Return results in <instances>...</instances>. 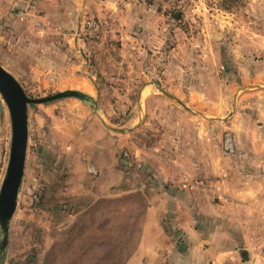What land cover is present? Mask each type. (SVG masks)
<instances>
[{
    "label": "rangeland",
    "instance_id": "374dc122",
    "mask_svg": "<svg viewBox=\"0 0 264 264\" xmlns=\"http://www.w3.org/2000/svg\"><path fill=\"white\" fill-rule=\"evenodd\" d=\"M58 1L8 0L0 16V65L27 96L79 94L26 103L0 264H122L147 205L179 193L152 166L204 182L218 156L231 165L236 98L238 109L264 105V0H111L82 23L60 17ZM42 12L75 34L43 30ZM0 100L1 183L10 120Z\"/></svg>",
    "mask_w": 264,
    "mask_h": 264
},
{
    "label": "crops",
    "instance_id": "0c3cea01",
    "mask_svg": "<svg viewBox=\"0 0 264 264\" xmlns=\"http://www.w3.org/2000/svg\"><path fill=\"white\" fill-rule=\"evenodd\" d=\"M7 1L0 0V16L6 12ZM58 2L60 17L71 14L73 20L82 23V18L106 10L111 0ZM10 9L11 13L20 11L17 6ZM39 18L45 25L43 30L67 29L69 34L77 30L58 20L47 26V13L42 12ZM235 101L229 119L234 146L231 165H227L225 155L218 156L221 162L212 170L215 172L200 184L183 181L191 172H161L152 166L155 174L169 179L172 190L179 193L147 205L138 242L122 264H264V105L255 102L251 110L238 109V97ZM197 189L204 191L206 198L190 194Z\"/></svg>",
    "mask_w": 264,
    "mask_h": 264
},
{
    "label": "water",
    "instance_id": "95a60500",
    "mask_svg": "<svg viewBox=\"0 0 264 264\" xmlns=\"http://www.w3.org/2000/svg\"><path fill=\"white\" fill-rule=\"evenodd\" d=\"M156 87L162 93L173 98L183 107H186L181 100L174 97L170 93L164 91L158 84H156ZM0 95L2 96L7 105L10 120V139L8 156L5 167V173L0 183V249H3L5 246L6 231L9 217L13 209L17 188L20 183L23 171L27 136L26 103L42 102L66 95L78 96L79 94L74 89H64L40 97H29L24 93L21 85L11 75V73L0 65ZM100 120L103 122L101 118ZM107 127L119 131H123L124 129H130V127Z\"/></svg>",
    "mask_w": 264,
    "mask_h": 264
},
{
    "label": "built area",
    "instance_id": "2783aa9c",
    "mask_svg": "<svg viewBox=\"0 0 264 264\" xmlns=\"http://www.w3.org/2000/svg\"><path fill=\"white\" fill-rule=\"evenodd\" d=\"M243 264H254V263H252L250 261H244Z\"/></svg>",
    "mask_w": 264,
    "mask_h": 264
}]
</instances>
